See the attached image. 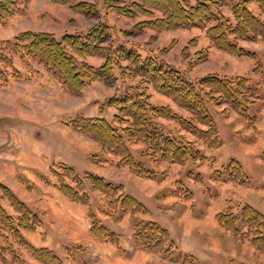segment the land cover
Returning a JSON list of instances; mask_svg holds the SVG:
<instances>
[{
	"label": "rangeland",
	"instance_id": "1",
	"mask_svg": "<svg viewBox=\"0 0 264 264\" xmlns=\"http://www.w3.org/2000/svg\"><path fill=\"white\" fill-rule=\"evenodd\" d=\"M81 1L95 4L97 14L89 17L75 11L73 6ZM236 1L223 0L219 8L232 24ZM248 8L255 15L260 13L256 3ZM154 16L159 14L155 12ZM152 18L142 13L122 15L109 8L105 0H72L66 4L28 0L0 23V41H12L26 31L49 33L60 39L65 34L86 33L105 22L110 31L103 44L106 51L85 62L99 67L110 52L124 48L143 58L161 59L194 83L213 74L245 77L259 92L250 112L252 123L230 109L226 111V106L209 105L219 133L220 144L214 148L175 121L158 119L165 131L195 142L199 155L195 161L169 165L152 161L147 145L127 142L135 162L156 174L154 179L144 177L138 169L120 166L119 157L76 131L73 122L82 117L104 118L115 126L118 109L109 105L110 100L141 91L154 106L170 107L188 117L186 111L152 86L141 84L139 77L124 74L118 66L114 67L115 85L88 82L81 92L71 94L38 57L17 54L13 64L21 78L14 77L16 71L11 68L5 75L7 82L0 77V203L13 214L4 191L8 188L32 209L41 224L35 232H22L23 237L36 248L52 250L64 264H264V253L248 241H236L216 218L228 207L238 212L246 204L264 215V40L240 42L245 55L236 56L213 45L205 28L136 29L137 24ZM202 56L201 61L198 58ZM119 64L124 68L128 62ZM259 66L263 73L256 72ZM233 160L241 164L245 184L230 180L235 172L230 166ZM62 165L73 167L80 177L93 173L122 186L125 193L146 206L147 213L108 215L104 195L88 182V204L71 201L59 191L52 172H60ZM66 182L74 185L70 179ZM92 215L117 234L116 243L93 237ZM137 221H154L167 229L175 243L172 255L137 247L133 240ZM13 246L20 259L14 261L7 254L6 264H41L16 240Z\"/></svg>",
	"mask_w": 264,
	"mask_h": 264
},
{
	"label": "trees",
	"instance_id": "2",
	"mask_svg": "<svg viewBox=\"0 0 264 264\" xmlns=\"http://www.w3.org/2000/svg\"><path fill=\"white\" fill-rule=\"evenodd\" d=\"M28 0H0V23L12 17L19 5ZM66 4L72 0H50ZM109 8L122 15L133 17L137 13L153 17L136 25V29L151 28L156 31L205 28L208 38L216 47L236 56H244L240 42L264 40V0H237L232 8L235 24L219 12L223 0H105ZM115 3V4H112ZM256 3L260 13L255 15L248 6ZM75 11L92 17L97 14L93 3L81 1L73 6ZM155 12L159 16H154ZM110 36L109 26L100 22L86 33L65 34L60 39L49 33L26 31L12 41H0V77L5 78L11 68L14 77L21 78L13 64L17 54L38 57L46 70L59 80L71 94L82 91L88 82H103L115 85L114 67L123 69L124 74L139 77L141 84L152 86L160 94L169 97L188 117L179 115L170 107L154 106L144 91L137 94L127 93L110 100L109 105L116 107L115 126L104 118L82 117L73 122V128L98 142L103 150L120 158L119 165L138 169L144 177L156 178L153 171L146 170L135 162L127 142H141L148 147V156L154 162L166 164H186L198 158L199 150L195 142L184 135H173L158 125V119L175 121L181 129L202 140L209 147L219 146V133L209 105L226 106L240 117L252 123L250 112L259 97L256 86L245 77L229 78L218 74L206 75L197 83L189 81L179 70L153 56L143 58L133 50L118 48L107 55L105 62L93 66L85 62L92 56H102L106 48L103 44ZM203 56L198 58L203 60ZM119 61H127L124 68ZM256 72H262L259 66ZM263 73V72H262ZM235 171L231 181L245 184V174L241 164L231 161ZM58 181L59 191L73 202L87 205L89 195L85 191L88 182L94 191L101 192L108 215L128 213H147L146 206L132 195L124 192L120 185L107 182L103 177L88 173L85 177L73 167L62 165L60 172L53 170ZM72 180L74 185L66 182ZM5 196L13 209L9 213L0 203V261L6 264V255L14 261L20 259L13 241L31 254L41 264H64L61 258L48 248H36L22 235V232H35L40 226L39 216L22 202L8 188ZM190 193V192H189ZM189 195V194H188ZM90 232L96 240L116 243L118 236L92 215ZM221 227L230 231L236 241H248L264 253V215L251 205H244L238 212L228 207L216 216ZM137 247L149 252L172 255L175 243L167 229L154 221H137L133 236ZM83 254V249L79 248ZM187 256L185 260H187ZM193 259V258H191Z\"/></svg>",
	"mask_w": 264,
	"mask_h": 264
}]
</instances>
